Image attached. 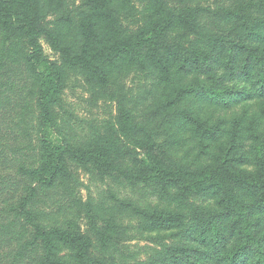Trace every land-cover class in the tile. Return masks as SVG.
I'll return each mask as SVG.
<instances>
[{
    "label": "rangeland",
    "instance_id": "1",
    "mask_svg": "<svg viewBox=\"0 0 264 264\" xmlns=\"http://www.w3.org/2000/svg\"><path fill=\"white\" fill-rule=\"evenodd\" d=\"M1 2L12 20L7 25L0 22V264L43 261L33 227L11 211L22 197L28 200L26 210L37 217L34 224L72 234L59 245L55 264H229L231 259H224L227 249L242 237L238 213L230 212L236 201L252 213L249 219L264 234L262 181L250 188L230 180L229 191L235 197L228 199V211L214 191L187 189L194 183L187 169L194 155L189 142L177 139V122L188 100L183 99L181 85L166 92L159 79L163 73L142 63L151 48L165 52L179 46L184 57L194 58L199 52L208 63L214 53L206 38L224 32L232 41L239 38V30L231 31L233 24H228L229 12L260 9L264 0ZM22 14L36 20L41 33L34 40L42 48L41 56L55 65L53 70L33 69V45L25 35ZM83 24L90 35L81 30ZM44 32L61 35L59 49ZM147 33L159 38L141 44ZM131 43L138 49L137 59L122 56L106 63L114 54L111 45ZM84 55L95 56L94 63L75 65ZM189 62L201 79L215 74L206 73V64ZM40 81H48L53 140L63 147L67 165L53 184H44L32 173L43 161ZM259 110L261 104L256 103L253 112ZM244 113L248 112L239 111ZM158 168L172 173L168 182L153 177ZM259 171L264 178V168ZM162 212L183 214L186 220L183 226L149 220V214ZM205 227L213 233L206 234ZM241 257L240 264H256L257 250L247 248Z\"/></svg>",
    "mask_w": 264,
    "mask_h": 264
},
{
    "label": "trees",
    "instance_id": "2",
    "mask_svg": "<svg viewBox=\"0 0 264 264\" xmlns=\"http://www.w3.org/2000/svg\"><path fill=\"white\" fill-rule=\"evenodd\" d=\"M229 14L232 19L228 18V24H233L231 31L239 30V38L233 42L226 37V32L206 38V45H209L212 54L214 53L208 63L202 62L203 59L199 56V52L194 53V58H188L187 55L184 57L185 50L182 46L165 52L158 51V47L151 48L152 52L142 57L143 61H147L142 62L144 68L150 66L163 73L159 79L165 85L166 92L174 86L181 85L183 99L188 100L187 104H189L182 111L177 122L180 132L177 139L189 142L191 145L189 151L194 155L192 156L194 164L187 168L191 171V176H195L191 180H194V183L187 189L214 191L221 196L218 202L222 201L227 205V211L231 209L228 199L235 197L229 191L228 182L230 180L244 183L250 188L257 187L261 181L264 185V178L259 171L260 168H264V7L260 9L249 7L247 11L241 10L237 14L232 12ZM20 17L26 19L23 14ZM11 20V12L0 0V22L7 25ZM36 26V20L26 19L25 35L33 45L29 57L34 61L32 64L35 71L41 66L51 71L55 65L41 56L42 48L34 40L41 33ZM80 28L90 35L87 32L90 28L86 24ZM85 31L84 34H86ZM44 33L53 40L54 48L59 49L61 35ZM155 38H159L156 33L144 34L140 38L141 44L148 41L152 43ZM109 50H112L114 54L109 55L106 63L115 62L122 56L131 55L136 59L140 56L133 43L124 46L113 44ZM94 59L84 55L75 60L74 64L77 66L93 64ZM189 59L206 64L208 66L206 73L214 71L215 74L213 76L207 74L208 78L201 79L195 71L190 69L193 65L190 64ZM191 74L196 77L189 78ZM38 76L41 75L38 74ZM45 83L48 81L39 83L37 105L43 124L39 139L43 150V161L40 168L32 173L39 176L44 184H53L60 174L66 172L67 165L63 156V147L53 140L52 105L47 90L48 85ZM256 103L261 104L262 110L254 113ZM244 109L248 113L239 114V111ZM170 174L172 173L169 170L158 168L153 177L161 183H166L169 181ZM27 202L28 200L22 197L21 203L12 208L11 211L16 213L14 218L26 217L28 224L36 233V241L41 240L44 253L41 264H55L59 260V255H57L59 245L63 242L67 243L72 238V234L66 230L47 229L34 224V219L37 217L26 210ZM236 202V205L231 206L233 209L230 212L234 215L238 213L242 237L234 247L227 249L224 259H231L229 264H240L243 261L241 253L250 248L253 251L257 250L256 264H264V234H261L259 228L256 227L257 222L249 219L252 213L246 211L241 202ZM162 213L160 215L149 214L148 218L153 224L158 222L157 224L164 225L166 221H169L172 225L178 224L179 226H183L186 220L183 214L165 215L164 212ZM207 220L210 221L208 217ZM194 229L197 230L195 226ZM203 229L208 235L213 233L207 227ZM206 240L204 238V241ZM204 245L208 246L209 242H205ZM188 258L192 259L190 256Z\"/></svg>",
    "mask_w": 264,
    "mask_h": 264
}]
</instances>
